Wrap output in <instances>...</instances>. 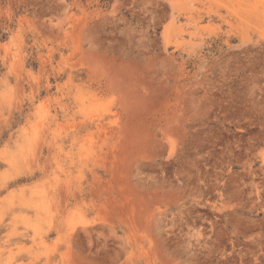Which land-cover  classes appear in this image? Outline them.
<instances>
[{
    "label": "rangeland",
    "instance_id": "obj_1",
    "mask_svg": "<svg viewBox=\"0 0 264 264\" xmlns=\"http://www.w3.org/2000/svg\"><path fill=\"white\" fill-rule=\"evenodd\" d=\"M0 264H264V0H0Z\"/></svg>",
    "mask_w": 264,
    "mask_h": 264
}]
</instances>
